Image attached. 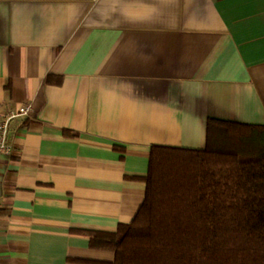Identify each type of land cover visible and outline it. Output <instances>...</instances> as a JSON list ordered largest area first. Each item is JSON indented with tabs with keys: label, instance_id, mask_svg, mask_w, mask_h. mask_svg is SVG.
I'll return each mask as SVG.
<instances>
[{
	"label": "crops",
	"instance_id": "obj_1",
	"mask_svg": "<svg viewBox=\"0 0 264 264\" xmlns=\"http://www.w3.org/2000/svg\"><path fill=\"white\" fill-rule=\"evenodd\" d=\"M0 264H105L153 145L264 125V0H0Z\"/></svg>",
	"mask_w": 264,
	"mask_h": 264
},
{
	"label": "trees",
	"instance_id": "obj_2",
	"mask_svg": "<svg viewBox=\"0 0 264 264\" xmlns=\"http://www.w3.org/2000/svg\"><path fill=\"white\" fill-rule=\"evenodd\" d=\"M131 223L90 231L105 264H264V125L208 118L202 149L153 145Z\"/></svg>",
	"mask_w": 264,
	"mask_h": 264
},
{
	"label": "built area",
	"instance_id": "obj_3",
	"mask_svg": "<svg viewBox=\"0 0 264 264\" xmlns=\"http://www.w3.org/2000/svg\"><path fill=\"white\" fill-rule=\"evenodd\" d=\"M31 106H21L10 108L0 116V155H10L12 152L11 146L7 142L9 126L13 119L21 115H29Z\"/></svg>",
	"mask_w": 264,
	"mask_h": 264
}]
</instances>
